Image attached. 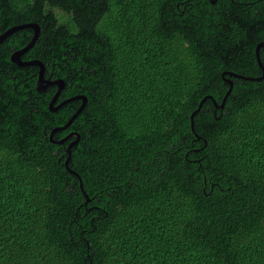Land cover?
<instances>
[{
	"label": "trees",
	"instance_id": "obj_1",
	"mask_svg": "<svg viewBox=\"0 0 264 264\" xmlns=\"http://www.w3.org/2000/svg\"><path fill=\"white\" fill-rule=\"evenodd\" d=\"M246 1L0 0V35L39 25L23 59L56 106L87 98L49 110L11 61L33 29L0 45V264H264V81L191 127L255 70Z\"/></svg>",
	"mask_w": 264,
	"mask_h": 264
},
{
	"label": "water",
	"instance_id": "obj_2",
	"mask_svg": "<svg viewBox=\"0 0 264 264\" xmlns=\"http://www.w3.org/2000/svg\"><path fill=\"white\" fill-rule=\"evenodd\" d=\"M23 28H31L34 30V37L31 41V43L29 44V46L25 47L24 49H20L15 51L12 56H11V61L16 64L19 67H38L39 68V79H38V83H37V90L40 93H45L47 91L48 88L54 87L56 86L58 88V91L56 92V94L54 95L53 99L51 100L50 104H49V110L51 112H57L58 110H60L62 107H64L65 105H67V103H70L72 101H83V104L80 108V110L78 111V114L81 113V111L84 109V107L87 104V98L84 96H76L73 97L69 100L64 101L63 103H61L60 105L56 106L57 100L60 97L61 92L64 90L65 88V82L62 80H56V81H51V80H46L45 79V67L43 65V63L41 61L38 60H34V61H25L23 60V56L35 45V43L37 42L38 38L40 37V27L37 24H26L24 26L21 27H13L9 30H7L5 33H3L2 35H0V45H2L7 38H9L14 32H16L19 29H23ZM264 47V44H260L258 46V50H257V58H258V62L260 64V67L262 68V70L264 71V67L262 65L261 62V57H260V48ZM228 83L230 84V89L228 91V93L226 94V96L224 97L222 104H218L216 102V100H214V98L212 97H206L202 100V102L199 105V108L192 114L191 116V120H192V124L191 127L194 130V117L197 114V112L204 106V104L211 99L216 107V109H224L226 101L228 99V97L230 96L232 89H233V82L232 81H228ZM78 114L74 115L72 117V119H70V121L67 123L66 126L64 127H58L55 128L51 134V139H53L54 135L58 132L61 131H65L68 128H70V126L73 124V122L75 121V119L77 118ZM72 137H76L77 140L72 142L69 145L68 148V154L70 155V158L66 161V166H68L69 161L71 159V151L73 149L74 146L77 145L78 141L80 140V136L79 134H70L68 136H66L61 142H59L60 144L65 143L66 141H68L70 138ZM74 173V172H72Z\"/></svg>",
	"mask_w": 264,
	"mask_h": 264
},
{
	"label": "flooded vegetation",
	"instance_id": "obj_3",
	"mask_svg": "<svg viewBox=\"0 0 264 264\" xmlns=\"http://www.w3.org/2000/svg\"><path fill=\"white\" fill-rule=\"evenodd\" d=\"M245 5H247L250 12L251 11L257 12L256 15L259 16L260 20L264 21V0H247L245 2ZM28 24H33V23H28ZM260 44H264V42H261ZM263 48L264 47L260 48V57L262 50H264ZM257 50H258V46L256 48V53H255L256 57H257ZM261 62L264 67V58L262 57H261ZM253 66L255 70L252 71L248 69L249 71L246 72L244 75H241L240 73L225 71L222 73L221 77L224 81H264V71L260 67L258 58L256 64H254ZM47 80L56 81L53 79H47Z\"/></svg>",
	"mask_w": 264,
	"mask_h": 264
}]
</instances>
